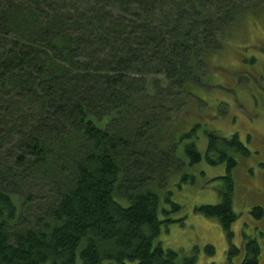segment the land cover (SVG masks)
<instances>
[{
  "label": "trees",
  "instance_id": "1",
  "mask_svg": "<svg viewBox=\"0 0 264 264\" xmlns=\"http://www.w3.org/2000/svg\"><path fill=\"white\" fill-rule=\"evenodd\" d=\"M262 3L0 0V264H196L153 245L159 182L196 138L171 128L198 99L207 58ZM205 133L223 189L194 212L222 228L226 264H259L257 242L242 255L231 244V155L249 153L235 135ZM184 152L201 162L193 141Z\"/></svg>",
  "mask_w": 264,
  "mask_h": 264
},
{
  "label": "rangeland",
  "instance_id": "2",
  "mask_svg": "<svg viewBox=\"0 0 264 264\" xmlns=\"http://www.w3.org/2000/svg\"><path fill=\"white\" fill-rule=\"evenodd\" d=\"M230 32L222 49L207 58L201 75L204 83L193 86L200 100L190 97L177 116V125L171 128L179 134L196 127V138L188 137L178 145L179 168L158 186V191L165 193H159L162 224L153 245L194 257L196 264H226L229 249L220 225L194 212L196 207L218 204V191L223 189L219 178L224 176L225 165L211 166L205 160L208 131L227 140L237 136L249 153L231 155L236 163L231 174L232 211L236 215L231 244L241 249L242 255L243 246L254 240L261 248L259 264H264V3ZM192 141L202 160L190 165L184 146ZM172 203L179 206L177 211H170ZM164 208L167 214L162 213ZM254 208L263 210L261 218L255 217ZM206 246L213 249L212 254H207ZM75 264H80L79 259Z\"/></svg>",
  "mask_w": 264,
  "mask_h": 264
}]
</instances>
